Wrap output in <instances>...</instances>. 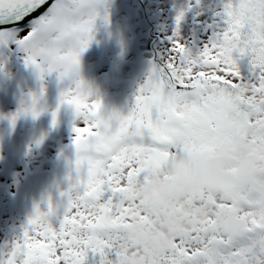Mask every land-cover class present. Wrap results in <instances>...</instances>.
Here are the masks:
<instances>
[{"label": "snow or ice", "instance_id": "obj_1", "mask_svg": "<svg viewBox=\"0 0 264 264\" xmlns=\"http://www.w3.org/2000/svg\"><path fill=\"white\" fill-rule=\"evenodd\" d=\"M47 4L0 0V46L24 52V64L38 79L55 74L62 84L57 111L71 108L76 121L75 175L60 193L63 208L37 206L22 236L0 251V264H88L90 257L95 264H117L127 247L124 233L134 221L150 223L157 214L137 189L153 175L166 177L183 153L191 157L239 138L251 144L249 159L264 161V0H184L127 115L105 113L80 76V58L105 0H53L33 17ZM189 15L210 33L206 41L182 36ZM44 24H55L62 37L75 36L77 46L33 51L30 41ZM239 61H246L247 74ZM38 102L31 96L12 123L21 114L39 116ZM232 172L216 182L215 196L203 188L192 195L190 203L209 208L207 219L174 237L151 264H264V189L234 192ZM215 210L238 222L219 224Z\"/></svg>", "mask_w": 264, "mask_h": 264}, {"label": "bare ground", "instance_id": "obj_2", "mask_svg": "<svg viewBox=\"0 0 264 264\" xmlns=\"http://www.w3.org/2000/svg\"><path fill=\"white\" fill-rule=\"evenodd\" d=\"M50 1L51 0H48V3ZM126 1L130 2V0H105V5L113 8L112 14L107 15V17H110L113 21L111 31L108 33V36L112 39L108 44L109 51L97 50V53H95L94 48L90 47L87 48L82 55L84 56V60L80 58L81 77H94L90 71V63L85 61H91L92 59L97 60V65L102 68L99 70L97 76L94 77L95 81H88V85L93 91H96L95 96L101 99L103 109H106L108 113L119 112L122 115H127L134 104L132 97L130 101V96L128 98L122 96V91L132 84L133 77L128 78L126 81L116 79L101 81V77L99 76L111 69L113 74H121L127 66L134 64L136 68L138 65L141 67L147 60H136V56L139 57L144 50V46L141 44H143V42L150 44L151 41L148 29L141 32L137 30L134 36L127 34L126 37L128 39L131 37L137 39L138 46L137 50H132L133 55H126L128 51H125L124 45H128L130 42L127 40L123 43V39L125 38L124 32L139 19V17H137V10L140 13L142 12L135 4L130 5L132 9L129 6L126 8ZM145 1L148 3L149 7L160 13V16L158 15L159 17L169 18V26H167L169 28L161 29L160 35L162 37L171 35L174 27V16L176 11L183 5L184 0ZM127 10H132L134 12L132 20L127 18ZM166 15H169V17ZM98 18H101V16ZM186 19L187 16L184 23L181 25V34L183 37L188 36L186 31L182 29L187 25ZM156 22H158L157 19ZM162 22L164 24L163 20ZM209 34L208 32L206 33V35ZM113 39H115L116 43L119 45L118 48L113 46ZM189 42H191V40ZM0 48L4 53L2 70H5L12 64L9 57L11 54L14 55V49L16 50V48L15 46L4 47L5 51L3 50V46H0ZM99 48L102 49L100 46ZM132 57L135 62L128 64ZM239 65L242 73L247 74L246 61H239ZM140 67L137 69H140ZM2 70L0 69L1 72ZM136 72L138 73L139 70ZM135 73L133 74L135 75ZM0 77L6 76L2 74ZM4 84L8 83L4 82ZM25 85L38 86L39 83H35L34 80L29 79L25 80ZM60 86L61 85H59L57 91V98L61 90ZM11 92L12 90L10 93ZM0 101L7 103L4 98L2 100L0 99ZM58 102L59 98L55 101L53 100V104L55 105L54 110H49L47 113H45L46 111L41 112L42 114H39L36 118H33V116L25 118L33 119L39 123V125L33 129V131L37 132L36 134H33L31 130L21 135L22 139L26 141H29L30 138L35 139L29 144L31 146V152H33V155L30 157L31 159L24 156V154H18L12 160H0V251H7L11 244L22 236L24 226L27 224L28 219L34 214L37 206L40 207L41 210H46L49 202H51L54 209L60 210L66 203V199L62 197L60 193L68 189L69 177L75 175L71 163L74 160L75 154L73 144H65L64 140L66 138L62 139L59 131L64 129L74 138L72 129L76 121L71 108L60 107L59 111H57ZM53 112H57L56 122L58 123L53 126L62 127L57 128L55 133H52L51 126L48 125V123H53ZM1 117L2 114L0 112V119ZM48 126H50L49 132H51V134L48 135L49 132L43 135L40 134ZM81 126L84 127L83 125ZM47 136H53L52 140L54 143L45 140ZM53 223H55V221H53ZM96 259L97 258L90 257L88 264H95Z\"/></svg>", "mask_w": 264, "mask_h": 264}, {"label": "clouds", "instance_id": "obj_3", "mask_svg": "<svg viewBox=\"0 0 264 264\" xmlns=\"http://www.w3.org/2000/svg\"><path fill=\"white\" fill-rule=\"evenodd\" d=\"M30 44L39 53L57 45L76 47L78 41L75 36L62 37L55 24H44L37 27ZM250 150L249 141L230 138L212 151L193 153L191 157L183 153L166 177L153 175L140 184L138 198L149 201L157 214L150 223L134 221L124 233L127 247L121 250L117 264H151L174 237L207 219L209 208L202 203H190L192 195L203 188L209 197L215 196L220 192L216 182L233 176L234 168V192H244L253 186L264 189V161L249 159ZM214 216L227 227L238 222L227 211L215 210Z\"/></svg>", "mask_w": 264, "mask_h": 264}, {"label": "rangeland", "instance_id": "obj_4", "mask_svg": "<svg viewBox=\"0 0 264 264\" xmlns=\"http://www.w3.org/2000/svg\"><path fill=\"white\" fill-rule=\"evenodd\" d=\"M207 3L208 0H205ZM126 8L129 6L132 9L131 4H135L138 6L142 12L140 13L137 10L139 19L136 20V23L131 25V27L124 32L125 38L123 39V43L127 40H129L128 45L125 46V51H128L126 53L127 56L133 55L132 50H137V39L131 37L128 39L126 37L127 34H130L131 36H134V33L138 30V32H141L145 29H148L149 36H150V44H147L146 42H143L141 44L144 46V50L141 53L139 57L136 56V60L140 59L142 61L147 60L143 65L140 67V69H137L134 65L127 66L123 73L119 74H113L112 69L108 72L101 74L99 77H101V81H109L111 79H116L120 81H126L128 78L133 77V82L130 86H127L126 89L122 91V96L128 98L130 96L134 98L137 92L138 87L144 82L146 78V74L148 73L151 64L155 62L156 57L158 54L162 51L163 43L167 37H162L160 35V31L163 28L168 29L169 27V18H161L160 13L157 11H154L151 7H149L148 3L145 0H130V2L126 1ZM115 11V10H114ZM113 12L112 7H108L104 5V8L100 12L101 18H97L95 21L94 27H93V38L91 40V43L89 44V47L94 48L95 53H97V50L102 51H109L108 50V44L112 40L108 33H110L113 21L110 19V17H107V20L105 21L103 17L106 15H110ZM157 12V13H156ZM128 19L132 20L134 16V12L132 10H127ZM159 15V16H158ZM169 17V15H166ZM156 19L158 22H156ZM191 15L187 16V25L184 26L182 29L186 31L187 37H184L185 40L193 42V43H199L207 40L208 35H206L207 31L204 29L194 26L191 22ZM164 21V24L162 22ZM158 23V24H157ZM96 43H95V42ZM113 46L115 48H118L119 45L116 43V40L113 39ZM102 48L100 49L99 46ZM14 49V48H13ZM12 49V50H13ZM3 50L5 51V48L3 47ZM3 51L0 48V69L2 70V63H3ZM83 55V54H82ZM151 55V56H150ZM150 56V57H149ZM24 58L25 53L14 49V55L11 54L9 57L11 63V66L8 69L2 70L0 75L4 74L6 77H0V99L7 102L0 101V112L2 114V117L0 119V160L6 159V160H12L15 158V156L23 155L27 156V158H30L33 155V152H31V146L29 145L30 142H32L35 139L30 138L29 141H26L22 139V134L28 131L33 132V134H36L37 132L33 131V129L39 125L38 122L34 121L33 119L26 117H31L32 115L29 114H21L17 116L15 123H12L11 117L15 116L18 112L21 111L23 105L30 102L31 96H38L39 102L37 105L38 111L40 114L41 112L46 111L47 113L49 110H54L55 105L53 104V100H57V91L60 87H62V84L59 83L55 77V74H52L50 76L45 77L43 80H40L37 78L35 72L32 68L29 66H26L24 64ZM81 59L84 60V56H81ZM85 62L90 63V71L92 73V76L96 77L99 73V70L102 68L101 66L97 65L98 62L95 59H92L91 61L87 60ZM133 57L130 59L128 64L134 63ZM141 63V62H140ZM139 72L137 73L136 71ZM136 72V73H135ZM135 73V75L133 74ZM94 77H81L85 82L88 81H95ZM91 78V79H89ZM32 79L35 81V83H39L38 86L34 85H25V80ZM4 82H7L8 84H4ZM100 86V85H99ZM98 86V87H99ZM41 89H43V95L41 96ZM12 92L10 93V91ZM92 93L95 96V92ZM10 93V95H9ZM23 102V103H22ZM123 104V103H122ZM105 113H108L106 109H103ZM58 124L55 122L48 123V125L51 126L52 133H55L57 131V128H60L58 126H53ZM74 124H76L74 122ZM50 126H48L42 133L40 134H47L50 131ZM62 128V127H61ZM68 131H65L62 129L59 131V134L61 135V138L64 139V143L67 145L73 144V137H71L68 133ZM51 132L48 133L50 135ZM39 137V135H38ZM53 136H47L45 140H48V142L54 143L52 140ZM31 159V158H30Z\"/></svg>", "mask_w": 264, "mask_h": 264}, {"label": "water", "instance_id": "obj_5", "mask_svg": "<svg viewBox=\"0 0 264 264\" xmlns=\"http://www.w3.org/2000/svg\"><path fill=\"white\" fill-rule=\"evenodd\" d=\"M52 2H53V0H51L47 5H45L44 8L41 9L40 11H38V12H36V13H33V17L39 15L42 11L46 10V8H47L48 6H50ZM30 18H32V17H30ZM5 27H11V25H8V26H5Z\"/></svg>", "mask_w": 264, "mask_h": 264}]
</instances>
